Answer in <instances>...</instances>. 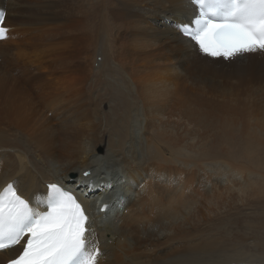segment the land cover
<instances>
[{"label":"bare ground","instance_id":"obj_1","mask_svg":"<svg viewBox=\"0 0 264 264\" xmlns=\"http://www.w3.org/2000/svg\"><path fill=\"white\" fill-rule=\"evenodd\" d=\"M0 8L10 29L0 41V190L15 181L33 206L47 182L89 192L98 264H264V187L248 188L243 170L205 145L210 126L247 109L228 96L264 106L263 55L228 62L200 53L178 30L195 16L188 0ZM53 96L61 102L45 114L36 100ZM262 134L249 133L248 150L264 152ZM228 168L233 175L219 180ZM99 200L109 205L103 214ZM245 210L256 216L242 221ZM19 250L1 252L0 264Z\"/></svg>","mask_w":264,"mask_h":264},{"label":"snow or ice","instance_id":"obj_2","mask_svg":"<svg viewBox=\"0 0 264 264\" xmlns=\"http://www.w3.org/2000/svg\"><path fill=\"white\" fill-rule=\"evenodd\" d=\"M189 3L196 9L194 19L180 27L200 53L225 61L264 55V0ZM5 19L6 13L0 10V40L8 38L10 31ZM47 187L43 197H35L36 206L19 194L15 181L0 191V251L22 246L8 264H98L102 251L89 238L93 230L86 210L59 183ZM108 207L105 203L101 211Z\"/></svg>","mask_w":264,"mask_h":264},{"label":"rangeland","instance_id":"obj_3","mask_svg":"<svg viewBox=\"0 0 264 264\" xmlns=\"http://www.w3.org/2000/svg\"><path fill=\"white\" fill-rule=\"evenodd\" d=\"M219 59L221 60L222 58ZM98 65L99 64L97 61L94 62V67L97 68ZM48 69L49 68H47V70ZM219 97H223V96H219ZM228 97L229 98H227L224 102L235 104L239 101H243L247 109L246 111L245 110L236 111V113H234L230 119L225 121V124L219 123L210 126V131L208 133L211 136V139L210 138L207 139V144L205 145L209 146L211 143H213V145L218 150H220L222 154L221 159L224 160V162L228 164V166L232 167L234 164V167L235 165L240 167L243 170L242 180L248 188L252 189L254 186L264 187V171L262 173H259V169L264 167V152H260V153L251 152L250 150H248V142L246 140L248 138L249 133L253 131L259 132L260 130L264 129V106L257 99L248 98L245 96L243 97L228 96ZM212 98H217V97H210V99ZM61 99L62 97L53 96L48 99L46 98L45 101L43 100V98L42 99L39 98V100L37 99L36 102L39 105V107H42L43 112L45 114H50L51 112L57 110L61 102ZM46 100L48 101L51 100V101H49L48 103ZM40 101L41 102L43 101V103L41 104ZM2 118L6 120L8 118V115L6 109L4 108V105L0 103V119L2 120ZM213 134L216 135L212 138ZM262 137H264V134H262ZM232 158H234V161L232 160ZM231 175H233V169L231 168L223 169L219 174V180L220 178H223V176H226L228 178ZM236 179H237V175L234 172V183ZM220 183L221 185H225L223 180L220 181ZM238 199L239 197L237 193L234 191V201H237ZM244 212L246 214L244 213L241 215H237V216H241L242 221H247V218H245L246 215H250L249 218L250 220L253 219L252 217L255 214H252V210H245ZM234 216H236L235 212H234ZM187 225L191 226L190 223H188ZM237 225L238 223L234 225L233 232L234 235H236L234 236V240L242 236L240 234L242 229ZM206 232L207 231H205V233ZM220 234L223 233L221 232Z\"/></svg>","mask_w":264,"mask_h":264}]
</instances>
